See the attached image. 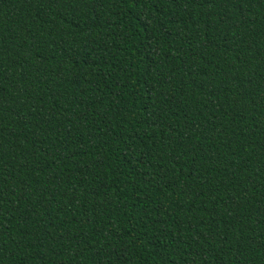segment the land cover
I'll use <instances>...</instances> for the list:
<instances>
[{
    "label": "trees",
    "instance_id": "obj_1",
    "mask_svg": "<svg viewBox=\"0 0 264 264\" xmlns=\"http://www.w3.org/2000/svg\"><path fill=\"white\" fill-rule=\"evenodd\" d=\"M0 264H264V0H0Z\"/></svg>",
    "mask_w": 264,
    "mask_h": 264
}]
</instances>
